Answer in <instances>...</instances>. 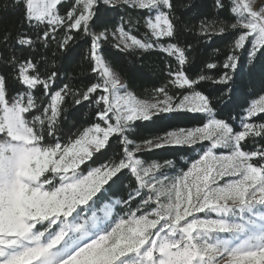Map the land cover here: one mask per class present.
Returning <instances> with one entry per match:
<instances>
[{
  "label": "snow or ice",
  "instance_id": "6c2138e0",
  "mask_svg": "<svg viewBox=\"0 0 264 264\" xmlns=\"http://www.w3.org/2000/svg\"><path fill=\"white\" fill-rule=\"evenodd\" d=\"M0 264H264V0L0 4Z\"/></svg>",
  "mask_w": 264,
  "mask_h": 264
},
{
  "label": "trees",
  "instance_id": "16d2710c",
  "mask_svg": "<svg viewBox=\"0 0 264 264\" xmlns=\"http://www.w3.org/2000/svg\"><path fill=\"white\" fill-rule=\"evenodd\" d=\"M7 2H9V0H0V4L7 3ZM210 23H211V21H210ZM142 31H143V29H141V32ZM224 43H225V41H222L219 38H215V42L212 45V47L213 48L220 47ZM83 47L86 48V46H83ZM209 51H211V49H209ZM162 60H163V57H161L158 53L154 54L150 58L151 64L154 66V69H150L149 66H146L144 68L143 77L136 80L135 88L137 90L146 94L147 90H150L153 87V80L149 77L148 74H149L150 70H158L160 67H162ZM89 72H90V68H89L88 63L86 61H81L80 58H77V60L72 64V66L68 68V74L70 76L75 75V74H80L82 76H86L89 74ZM65 82H67V81H65ZM82 83H87V81L86 80L82 81ZM89 111H90V109H88L87 106H85V108L82 109L84 116H82L80 122L77 123V125H76L77 128H79L80 123H82L84 120H86L88 118L87 114ZM194 115H196V114L189 113V116H194ZM165 123H168V122H166V121L165 122H159L155 126H149L146 128H141L138 130V134L141 137H147V136H150L153 134H162V132H160V129L163 127V125ZM173 123L175 125H178L179 127H190V126H192V121L188 120V119H181L178 121H174ZM75 130L76 129H74V128L66 129V131H69V132H72ZM181 155L188 156L190 154L181 153ZM150 158L152 160H160L161 158H164V159L169 158V156L167 153L158 152L156 154H153Z\"/></svg>",
  "mask_w": 264,
  "mask_h": 264
},
{
  "label": "rangeland",
  "instance_id": "374dc122",
  "mask_svg": "<svg viewBox=\"0 0 264 264\" xmlns=\"http://www.w3.org/2000/svg\"><path fill=\"white\" fill-rule=\"evenodd\" d=\"M224 152H226V150H224V149H218L217 150V154L219 155V154H222V153H224ZM171 175H175V174H171Z\"/></svg>",
  "mask_w": 264,
  "mask_h": 264
}]
</instances>
